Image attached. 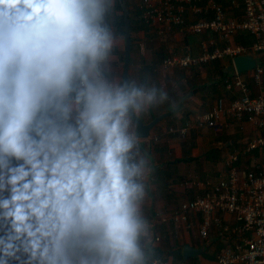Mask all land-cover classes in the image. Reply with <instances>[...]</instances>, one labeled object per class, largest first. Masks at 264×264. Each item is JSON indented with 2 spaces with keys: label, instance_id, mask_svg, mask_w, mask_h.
<instances>
[{
  "label": "clouds",
  "instance_id": "clouds-1",
  "mask_svg": "<svg viewBox=\"0 0 264 264\" xmlns=\"http://www.w3.org/2000/svg\"><path fill=\"white\" fill-rule=\"evenodd\" d=\"M119 2L0 0V264H168L137 125L185 95L117 71Z\"/></svg>",
  "mask_w": 264,
  "mask_h": 264
},
{
  "label": "crops",
  "instance_id": "crops-1",
  "mask_svg": "<svg viewBox=\"0 0 264 264\" xmlns=\"http://www.w3.org/2000/svg\"><path fill=\"white\" fill-rule=\"evenodd\" d=\"M134 2L139 5L142 0ZM181 5L185 6L186 17L190 21L194 20L188 6L184 3ZM225 5L230 6L227 1ZM130 9L133 10L134 6L131 5ZM231 14L234 16L231 17ZM229 16L240 19L242 12L231 10ZM164 28L163 25L147 24L132 35L129 78L143 79L145 73H150L154 82L165 87L173 97L176 93L171 82L177 81L180 84L179 90L185 95L184 102L176 112L172 113L173 109L166 104L141 117L148 124L161 115L169 114L152 129L148 140H141L154 165L150 185L151 201L146 212L156 236L160 238L157 251L164 259H173L182 264H217L216 257H210L220 249H217L218 240L214 236V229L211 232L212 239L207 242L199 236L194 215L189 219L192 224L190 230L182 226L177 231L172 223L164 222V219L171 217L182 203L202 195L208 187V181L213 182L225 175L229 155L245 148L247 139L251 140L263 132L251 123L240 124L231 117L224 121L225 125L220 129L200 126L196 122L197 116L211 112L218 100L227 95L222 74L224 71L230 73V76L236 73L233 60L228 58L205 66L165 70L162 66L165 57L187 52L199 54L202 43L213 35L197 37L178 26ZM191 36L196 39L192 41ZM120 37L114 63L117 71L123 75L125 40ZM239 75L250 84L252 93L257 95L260 89L252 80V73L248 71ZM183 129H186L185 135ZM257 153L262 157L259 151ZM254 164H257V160L243 161L240 168L248 169ZM186 245L196 249L204 248V252L198 257L181 260L178 256L183 253Z\"/></svg>",
  "mask_w": 264,
  "mask_h": 264
},
{
  "label": "built area",
  "instance_id": "built-area-1",
  "mask_svg": "<svg viewBox=\"0 0 264 264\" xmlns=\"http://www.w3.org/2000/svg\"><path fill=\"white\" fill-rule=\"evenodd\" d=\"M183 3L193 13L194 20L186 17ZM140 5L148 25H163L164 29L178 26L192 35H216L222 42L218 46L215 40L209 39L202 43L199 54H171L162 61L165 70L205 66L243 55H253L258 60L257 68L250 72L259 93L253 94L250 84L239 74L228 76L223 81L228 94L218 100L211 112L197 116L196 122L220 129L231 117L240 124L251 123L263 134L230 154L227 173L218 180L208 181L202 195L182 203L164 222L172 223L177 231L182 226L190 230L189 219L194 215L203 240L214 229L221 246L217 264H264V159L248 169L240 168L243 161H252L255 151H260L264 158V65L260 62L264 56V0H142ZM231 10L241 11V18H231ZM240 35L251 37L252 43L236 44L235 39ZM185 132L183 129L184 135ZM165 260L168 264H182Z\"/></svg>",
  "mask_w": 264,
  "mask_h": 264
},
{
  "label": "water",
  "instance_id": "water-1",
  "mask_svg": "<svg viewBox=\"0 0 264 264\" xmlns=\"http://www.w3.org/2000/svg\"><path fill=\"white\" fill-rule=\"evenodd\" d=\"M122 11L124 15V25H125V55H124V73L123 77L125 79L129 78V66L131 60V49H132V34H131V21H130V11L122 4ZM233 68L236 70L237 74H242L251 71L258 66V60L253 55H243L235 57L232 61ZM169 114L161 115L155 118L152 122L145 124L140 118L137 125V132L139 133V138L141 140H148L151 135L152 129L163 119H165ZM204 248H192L186 245L183 250L184 258H195L202 255Z\"/></svg>",
  "mask_w": 264,
  "mask_h": 264
},
{
  "label": "trees",
  "instance_id": "trees-1",
  "mask_svg": "<svg viewBox=\"0 0 264 264\" xmlns=\"http://www.w3.org/2000/svg\"><path fill=\"white\" fill-rule=\"evenodd\" d=\"M122 4H124L125 7L130 11L131 34L132 35L135 33V31L137 29H140V28L143 29V28H145V26L147 24H146V22L143 19V10L141 9V5L140 4L139 5H136V3L134 2V0H120V2H119L120 16L118 18L117 27H118L120 36H122L124 38V36H125V25H124V15H123V11H122ZM131 5L134 6V9L133 10L130 9V6ZM200 36H207V34L200 35ZM192 37H194V36H191V40L192 41L196 39V37H194V38H192ZM197 37H199V36H197ZM212 38L217 39V36L216 35H213ZM252 41H253V39L251 37L240 35L239 37L236 38L235 43L236 44H242V45H249V44L252 43ZM132 43H133V40H132ZM122 60L124 61V56L122 57ZM260 62H261V64L264 65V56L263 55L260 58ZM222 75H223V78H226V77L230 76V73L224 71ZM216 87L218 88L217 85H216ZM176 111L177 110H174L173 109L172 110V113H174ZM254 153H256V152H254ZM211 239H212V237L210 235L205 241L208 242ZM202 246H204V245H202ZM219 248H221V246H220V244L218 242L217 243V249H219ZM216 256H217V253H216V255H210L211 259H215ZM175 258L177 260V256H175ZM178 258H180L181 260H184V257H183V253L182 252L179 254Z\"/></svg>",
  "mask_w": 264,
  "mask_h": 264
},
{
  "label": "rangeland",
  "instance_id": "rangeland-1",
  "mask_svg": "<svg viewBox=\"0 0 264 264\" xmlns=\"http://www.w3.org/2000/svg\"><path fill=\"white\" fill-rule=\"evenodd\" d=\"M233 16H234V15L231 14V17H233ZM210 39L215 40L218 46H220V45L222 44V42H221L219 39L216 40V39L212 38V36L210 37ZM248 141H249V139H247V142H248ZM257 156H258V159L256 158ZM263 159H264V158L259 157V154H258L257 152H256V153H253V155H252V160H253V161H254V160H255V161L257 160V161L261 162V161H263ZM211 234H212V233L210 232L209 236H210ZM209 236H208V237H209Z\"/></svg>",
  "mask_w": 264,
  "mask_h": 264
}]
</instances>
